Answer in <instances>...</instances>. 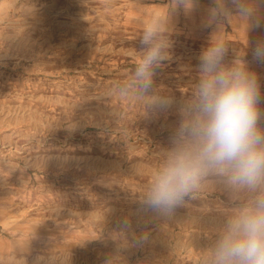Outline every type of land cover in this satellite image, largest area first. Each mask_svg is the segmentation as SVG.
<instances>
[{
	"label": "rangeland",
	"instance_id": "obj_1",
	"mask_svg": "<svg viewBox=\"0 0 264 264\" xmlns=\"http://www.w3.org/2000/svg\"><path fill=\"white\" fill-rule=\"evenodd\" d=\"M168 3L0 0V264H199L229 194L210 187L168 219L143 210L138 190L169 146L175 108L142 113L105 95ZM211 3L168 18L170 56L155 85L177 101L213 31L229 59L244 52L252 61L264 38V25L246 33L235 15L205 27ZM251 66L264 97V64Z\"/></svg>",
	"mask_w": 264,
	"mask_h": 264
},
{
	"label": "clouds",
	"instance_id": "obj_2",
	"mask_svg": "<svg viewBox=\"0 0 264 264\" xmlns=\"http://www.w3.org/2000/svg\"><path fill=\"white\" fill-rule=\"evenodd\" d=\"M194 6L195 0H169L165 13L153 14L139 37L134 65L105 95L134 100L142 113L175 108L169 146L138 190L140 207L168 219L210 187H220L230 207L199 249V264H264V97L251 66L264 64V38L255 42L252 61L244 52L229 59V44L213 31L200 51L195 81L177 101L157 89L155 77L170 56V14ZM262 8L264 0H212L204 24L215 29L235 15L247 33L264 25ZM130 226L126 221L124 227Z\"/></svg>",
	"mask_w": 264,
	"mask_h": 264
}]
</instances>
